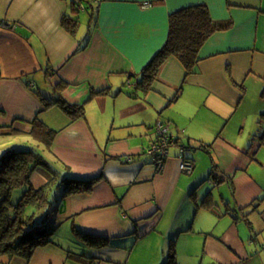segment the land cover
Segmentation results:
<instances>
[{
  "label": "crops",
  "instance_id": "1",
  "mask_svg": "<svg viewBox=\"0 0 264 264\" xmlns=\"http://www.w3.org/2000/svg\"><path fill=\"white\" fill-rule=\"evenodd\" d=\"M70 3L0 0V19L13 26L0 29V131L30 136L37 118L56 131L51 159L74 176H100L89 193L53 205L59 220L71 221L80 243L74 227L107 238L105 246H85L98 264H164L168 255L174 264H264V173L252 170H264V92L240 118L247 143L237 149L226 142L224 165L205 143L220 136L249 87L264 85V0H88L79 11ZM199 4L229 28L205 41L194 73L171 56L151 90L135 89L166 42L169 14ZM64 15L79 20L75 34L62 27ZM61 82V97L84 106V118L71 124L60 107L43 109L37 94L56 95ZM158 121L173 144L160 171L146 151ZM196 149L204 151L197 163ZM183 159L192 160L191 172L180 169ZM38 169L35 187L50 179ZM205 179L208 189L199 186ZM222 182L225 212L213 191ZM65 242L38 247L28 261L1 256L0 264H81Z\"/></svg>",
  "mask_w": 264,
  "mask_h": 264
},
{
  "label": "trees",
  "instance_id": "2",
  "mask_svg": "<svg viewBox=\"0 0 264 264\" xmlns=\"http://www.w3.org/2000/svg\"><path fill=\"white\" fill-rule=\"evenodd\" d=\"M82 1L88 0H71L70 4L75 11H79L77 8L83 7ZM85 9L87 8L84 6L83 10ZM79 24L77 18L69 15H64L61 19L62 27L71 34L76 33ZM229 26V21L212 20L205 4L185 7L169 14L166 42L140 72L135 82V89L143 93L151 90L153 83L157 80L160 67L171 56L180 61L186 75L194 73L198 53L205 41L213 33L228 29ZM90 32L91 29L88 28V36ZM66 86L64 82L57 84L56 95L48 96L39 92L37 94L43 109L52 105L60 107L69 118L68 124H71L84 118L85 112L83 105L69 104L61 97L60 92ZM29 123L32 125L30 136L43 143L44 148L51 152L56 131L46 127L37 118ZM19 132L12 127L2 128L0 135L6 137ZM40 167L50 179L46 184L33 188L30 178ZM67 169L68 167L64 166L65 171H61L62 174L59 175L56 167L43 159L34 147L13 146L2 153L0 157V257L20 256L26 261L30 260L35 249L53 242L50 236L55 226H50L47 220L52 221V216L60 212V209L57 210L53 205L68 195L89 193L100 179L99 175L90 178L74 176ZM54 184L56 187L52 189ZM18 189L22 190V195L13 201L14 192ZM53 190L55 191L51 196L54 199L51 200L49 195ZM38 209L40 212L43 211L40 219L36 217ZM74 232L84 243H81L83 246L79 253L67 249L69 258L81 264H98V259L85 254V246L96 248L105 246L108 242L107 238L80 232L75 227ZM164 264H174L173 256L168 255Z\"/></svg>",
  "mask_w": 264,
  "mask_h": 264
},
{
  "label": "rangeland",
  "instance_id": "3",
  "mask_svg": "<svg viewBox=\"0 0 264 264\" xmlns=\"http://www.w3.org/2000/svg\"><path fill=\"white\" fill-rule=\"evenodd\" d=\"M263 92H264V85L258 86L256 84H254L253 86L249 87L248 94L246 95V98H245L246 101L241 106V108L235 110L231 115L229 114L224 118V121L225 122L227 121L228 125L224 129L221 130L220 136H213L212 138H210L209 140H207L205 142L207 144H211V147H210V151L212 152L211 154L216 155V157L220 160L221 165H224L223 160H224V158L229 156V152H230V146L226 142L230 143L231 146H233L234 148H237V149H240L239 147H241L238 145H245L247 143V142H244L243 139H241L244 134L240 133V127H241L240 118L243 117V115L244 116L248 115V113H251L253 111V109H251L249 107L255 103H257V104L260 103L259 100H261V98H262L261 95L263 94ZM263 100H264V97L261 101H263ZM195 114H197V113H195ZM215 116L220 117V114H215ZM197 120H201V118L197 117ZM155 137H156V135H155ZM224 137H226L228 140L224 139ZM171 145H173V144H170V146ZM191 145L195 148H199L201 144L199 141H197V142L191 141ZM13 146H19V147H23V148L25 146H28V148L34 147L42 155L43 159L49 161L51 166L54 165L56 167V171L57 172L59 171V175L62 174L61 171H63L64 168L59 165L58 161H54V159H51V156H49V152L44 148L45 147L44 144L40 143V141L34 139L32 136H26L25 134H21V133H17V134H14L12 136H6V137L0 136V157L5 150L12 148ZM194 153H195V156H194L195 162L197 163L199 161L200 157L204 154V151H202L201 149H196L194 151ZM206 155L208 156V154H206ZM40 168H42V167H40ZM38 170L44 172V170H42V169H38ZM252 170L258 174L264 173V170H262L261 168H253ZM205 175L206 176L208 175V170H206L204 176ZM30 184L33 188H38V187L34 186L35 184L31 181V178H30ZM55 185L56 184L53 185L52 189H54L56 187ZM203 185L205 188L208 187V181L206 179L199 186H203ZM225 188H228V184L225 182L218 183L213 188L214 194L218 196L219 205L222 206V209L224 212L227 209L226 202L228 200H230L227 192L225 191ZM18 190L14 192L15 194L13 197V201H16L18 199L17 197L22 195L21 194L22 190H20V189H18ZM54 191L55 190H53L51 192V194H53ZM204 193H206V190L204 191ZM15 195H16V197H15ZM54 206H56V204ZM42 212H40V209H38V211H36L37 219L41 218L40 216H42V214H43ZM54 218H55V221L59 220L60 213L59 212L55 213L54 217L52 216V221H49L50 219L47 220L49 222L50 226H55V229H54L52 235L50 236L51 239L58 242V243L59 242L63 243V241L66 240L65 246H67L69 249H71L75 253H79L81 251V249H82L81 247L83 245L80 243V241H77L76 236H74L72 234L71 221L70 220L65 221V219L63 218V220H59L55 223ZM193 263L200 264V259L195 258V260H193ZM250 263H254V261H252Z\"/></svg>",
  "mask_w": 264,
  "mask_h": 264
},
{
  "label": "built area",
  "instance_id": "4",
  "mask_svg": "<svg viewBox=\"0 0 264 264\" xmlns=\"http://www.w3.org/2000/svg\"><path fill=\"white\" fill-rule=\"evenodd\" d=\"M12 24L0 19V29L12 28ZM167 127L160 121L156 124V137L147 148V153L152 158L153 163L156 166V170L160 171L164 165V161L168 154L171 139L168 137ZM191 160L183 159L180 163V169L185 172H191L192 164Z\"/></svg>",
  "mask_w": 264,
  "mask_h": 264
}]
</instances>
